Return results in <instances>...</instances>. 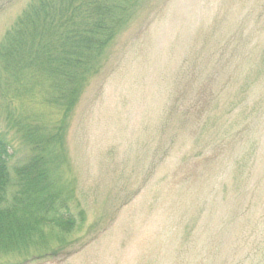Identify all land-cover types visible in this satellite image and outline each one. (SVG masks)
I'll return each instance as SVG.
<instances>
[{"label": "rangeland", "instance_id": "obj_1", "mask_svg": "<svg viewBox=\"0 0 264 264\" xmlns=\"http://www.w3.org/2000/svg\"><path fill=\"white\" fill-rule=\"evenodd\" d=\"M31 1L0 0V45ZM65 127L74 229L0 264H264V0H141Z\"/></svg>", "mask_w": 264, "mask_h": 264}, {"label": "trees", "instance_id": "obj_2", "mask_svg": "<svg viewBox=\"0 0 264 264\" xmlns=\"http://www.w3.org/2000/svg\"><path fill=\"white\" fill-rule=\"evenodd\" d=\"M140 1L32 0L1 43L3 108L32 156L12 174L10 143L0 135V254L20 255L37 239L42 245L74 229L56 181L65 122ZM239 67L237 60L235 73Z\"/></svg>", "mask_w": 264, "mask_h": 264}]
</instances>
